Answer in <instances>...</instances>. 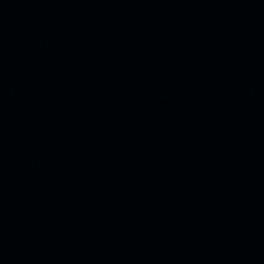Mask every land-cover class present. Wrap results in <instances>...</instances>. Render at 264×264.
<instances>
[{"label":"water","instance_id":"water-1","mask_svg":"<svg viewBox=\"0 0 264 264\" xmlns=\"http://www.w3.org/2000/svg\"><path fill=\"white\" fill-rule=\"evenodd\" d=\"M0 264H264V0H0Z\"/></svg>","mask_w":264,"mask_h":264}]
</instances>
